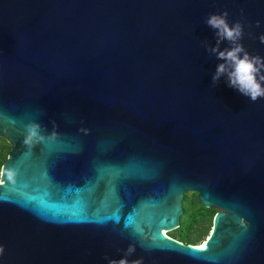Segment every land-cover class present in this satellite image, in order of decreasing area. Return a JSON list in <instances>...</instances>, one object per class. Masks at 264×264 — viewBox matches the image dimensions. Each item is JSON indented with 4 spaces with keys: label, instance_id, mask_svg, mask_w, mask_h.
<instances>
[{
    "label": "water",
    "instance_id": "water-1",
    "mask_svg": "<svg viewBox=\"0 0 264 264\" xmlns=\"http://www.w3.org/2000/svg\"><path fill=\"white\" fill-rule=\"evenodd\" d=\"M225 11L264 58V0H0V264H264V98L203 46ZM187 193L217 210L200 248L165 235Z\"/></svg>",
    "mask_w": 264,
    "mask_h": 264
},
{
    "label": "clouds",
    "instance_id": "clouds-1",
    "mask_svg": "<svg viewBox=\"0 0 264 264\" xmlns=\"http://www.w3.org/2000/svg\"><path fill=\"white\" fill-rule=\"evenodd\" d=\"M229 13L227 11L222 14H210L205 20V24L209 26L216 38V44L213 47L207 40L203 41V46L210 56H214L218 61L216 71L212 77L213 86L219 84L221 78H225V82L230 88L237 90L240 94L248 97L251 102L255 103L264 98V58L260 56H252L244 48L241 40L243 38V25L240 22L230 24L228 21ZM260 24L257 22V27ZM260 42L264 44V35L259 37ZM227 42L228 47L221 45ZM54 123V122H53ZM45 129L39 123H31L28 125L25 144L29 147L36 143L45 141V139H54L57 133L53 132L46 137ZM80 131L87 134V129ZM4 175L0 172V176ZM13 172L7 173L8 180L13 179ZM3 181H0L2 183ZM136 251L135 245H130L124 253V258L108 259V264H143L142 259L129 261L128 257L132 256ZM3 254V248L0 247V255Z\"/></svg>",
    "mask_w": 264,
    "mask_h": 264
},
{
    "label": "trees",
    "instance_id": "trees-1",
    "mask_svg": "<svg viewBox=\"0 0 264 264\" xmlns=\"http://www.w3.org/2000/svg\"><path fill=\"white\" fill-rule=\"evenodd\" d=\"M194 195L192 204H188L189 193L185 195L181 227L169 236L180 242L197 246L208 236L217 210L205 208L198 202L197 194Z\"/></svg>",
    "mask_w": 264,
    "mask_h": 264
},
{
    "label": "flooded vegetation",
    "instance_id": "flooded-vegetation-1",
    "mask_svg": "<svg viewBox=\"0 0 264 264\" xmlns=\"http://www.w3.org/2000/svg\"><path fill=\"white\" fill-rule=\"evenodd\" d=\"M11 151V144L4 137L0 136V172H2L3 164L9 159Z\"/></svg>",
    "mask_w": 264,
    "mask_h": 264
},
{
    "label": "rangeland",
    "instance_id": "rangeland-1",
    "mask_svg": "<svg viewBox=\"0 0 264 264\" xmlns=\"http://www.w3.org/2000/svg\"><path fill=\"white\" fill-rule=\"evenodd\" d=\"M195 193H189V202H188V204L189 203H191L192 204V201L194 200V197H195V195H194ZM216 210V209H215ZM177 231V230H176ZM176 231H174V232H171V233H169L168 235H170V234H172V233H175ZM211 232H212V228L209 230V233H208V236L211 234ZM208 236L207 237H205V239L202 241V243L201 244H204V242L208 239Z\"/></svg>",
    "mask_w": 264,
    "mask_h": 264
},
{
    "label": "bare ground",
    "instance_id": "bare-ground-1",
    "mask_svg": "<svg viewBox=\"0 0 264 264\" xmlns=\"http://www.w3.org/2000/svg\"><path fill=\"white\" fill-rule=\"evenodd\" d=\"M165 235H168V234L165 233ZM204 245H205V243L204 244H199V245H197V247L200 248V247H203Z\"/></svg>",
    "mask_w": 264,
    "mask_h": 264
}]
</instances>
